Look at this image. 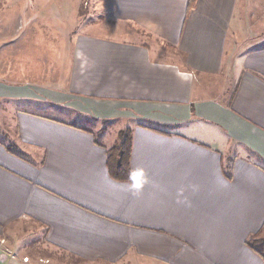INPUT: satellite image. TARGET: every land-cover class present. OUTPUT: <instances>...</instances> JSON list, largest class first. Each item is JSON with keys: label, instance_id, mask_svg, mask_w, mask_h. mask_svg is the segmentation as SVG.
<instances>
[{"label": "crops", "instance_id": "crops-1", "mask_svg": "<svg viewBox=\"0 0 264 264\" xmlns=\"http://www.w3.org/2000/svg\"><path fill=\"white\" fill-rule=\"evenodd\" d=\"M34 1L4 12L27 24ZM56 3L45 17H62ZM240 8L114 0L115 20L135 27L138 41L77 33L63 87L0 89L2 99H43L54 113L69 105L80 114L90 102L92 120L137 122L134 180L119 182L106 166L117 139L15 106V137L0 135V227L34 223L47 246L91 264H264L247 245L264 238V46L239 45L250 30ZM14 69L9 76L31 79Z\"/></svg>", "mask_w": 264, "mask_h": 264}, {"label": "rangeland", "instance_id": "rangeland-1", "mask_svg": "<svg viewBox=\"0 0 264 264\" xmlns=\"http://www.w3.org/2000/svg\"><path fill=\"white\" fill-rule=\"evenodd\" d=\"M56 1L58 6H62V17H45V8L51 10ZM20 4L21 0H0V80H5L0 82V89H7V83L20 87V90L33 87L44 93L46 89L55 92L63 87L58 78L66 70L63 68V56L70 52L68 42H72L77 33H91L116 41H138L140 37L135 27L115 20L114 0H48V7H41V2L35 0L31 6L36 12L28 18L27 24L23 18H8L4 12ZM240 9L241 14L244 13L242 20L255 32H249L247 27V31L238 35L239 45L253 46V49L264 46V0H241ZM11 67L23 75L31 71V79L17 77L13 72L9 76ZM45 103V100L38 98L12 102L0 96V135L6 132L12 137L16 135L11 113L15 106H24L40 114H51L64 121H76L81 126L93 129L97 140L102 142L118 140L121 131L137 124L131 116L120 117L118 113L92 120L94 118L83 111L94 107L90 102L81 104L84 109H78L80 114L69 105L57 108L54 113ZM38 231L39 227L28 221L0 227V264H45L47 261L49 264H91L47 246L43 232Z\"/></svg>", "mask_w": 264, "mask_h": 264}, {"label": "trees", "instance_id": "trees-1", "mask_svg": "<svg viewBox=\"0 0 264 264\" xmlns=\"http://www.w3.org/2000/svg\"><path fill=\"white\" fill-rule=\"evenodd\" d=\"M197 0H189V9L193 8ZM13 151L14 146H7ZM133 147V131L127 128L121 131L118 141L108 150L106 166L109 176L119 182H131L134 180V171L131 165ZM247 245L257 253L264 261V238L253 237L247 240Z\"/></svg>", "mask_w": 264, "mask_h": 264}, {"label": "built area", "instance_id": "built-area-1", "mask_svg": "<svg viewBox=\"0 0 264 264\" xmlns=\"http://www.w3.org/2000/svg\"><path fill=\"white\" fill-rule=\"evenodd\" d=\"M28 261H29V259L26 258V262H28ZM45 264H49V261L45 262Z\"/></svg>", "mask_w": 264, "mask_h": 264}]
</instances>
